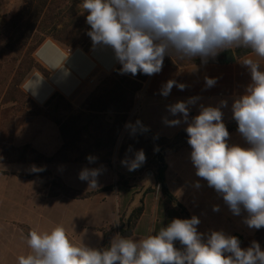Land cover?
I'll list each match as a JSON object with an SVG mask.
<instances>
[{"label": "clouds", "instance_id": "clouds-1", "mask_svg": "<svg viewBox=\"0 0 264 264\" xmlns=\"http://www.w3.org/2000/svg\"><path fill=\"white\" fill-rule=\"evenodd\" d=\"M82 8L88 13L87 35L93 46L110 47L122 66L121 74H158L165 56L173 54L206 62L223 50L245 48L264 58V0H82ZM239 62L247 67L251 83L234 100L232 113L238 133L249 146L229 144L220 107L202 106L185 131L196 175L222 196L234 215L246 211L247 226L259 230L264 228V70L251 58ZM34 77L23 82L25 92L35 94L43 78ZM216 82V78H205L208 88ZM174 86L181 91L186 88L170 79L160 94L167 97ZM196 99L177 101L167 106L168 111L173 116L181 114L187 122L189 104ZM165 123L177 126L181 119H165ZM145 162L143 149L125 161L129 171ZM98 175V169H84L79 178L96 188ZM213 210L218 211V206ZM199 223L197 216L174 218L156 234L139 240L117 233L102 249L73 244L63 226L49 232L30 230V252L19 256L18 264H264L258 242L243 249L237 237L222 231H212L205 240L198 232ZM176 241L182 249L175 246Z\"/></svg>", "mask_w": 264, "mask_h": 264}, {"label": "rangeland", "instance_id": "rangeland-1", "mask_svg": "<svg viewBox=\"0 0 264 264\" xmlns=\"http://www.w3.org/2000/svg\"><path fill=\"white\" fill-rule=\"evenodd\" d=\"M76 1V5L70 1L55 5L47 14L44 24L39 23L28 30L24 46L10 49L9 39L3 33L4 27L22 9L23 1L0 0V12L5 16L3 24H0V241H27L29 231L35 230L30 225L31 222L24 218L32 202L42 201L43 207H46L51 205L48 200H85L102 193L117 191L120 196L116 222L92 229V232L100 234L101 241H111L117 233L124 236L128 231L132 232V236L145 208L144 198L148 194L156 193L159 187L157 183L155 187L153 185L156 181V166L164 165L165 156L170 150L153 143L143 146L134 142L138 132L133 131V128L142 124L136 118V111L140 108L146 82L142 83L141 89L133 95L131 92L128 94L127 100L132 101V108L126 114L115 112L121 110L117 102L120 100V92L115 90V83L120 76H126L130 80L134 78L121 74L120 67L115 72L102 75L90 86L91 90L84 95L83 100L74 104L57 98L50 104L39 106L29 101L22 90L24 80L34 72L37 46L46 41L58 43V35L69 30L78 18L87 16L88 13L82 8V0ZM86 25L88 33L90 25L85 21L84 26ZM78 39L86 41L87 45L93 44L87 34L86 37ZM231 50L235 53L236 48ZM224 53L216 55V59ZM184 60L190 59H180L173 54L165 56L163 63L179 68L166 62L178 63ZM123 115L126 116L125 123L111 149L107 138L100 137V133L107 131L114 124V120ZM142 139L147 140L149 137L145 135ZM117 145L121 146L118 150V162L114 163ZM187 145L185 142L175 149ZM140 149H143L146 155V162L138 169L129 171L125 161L134 159L135 153ZM89 156L95 159L90 162L87 159ZM108 157L110 160L106 162ZM52 158L51 162H46ZM172 162L175 166L178 165L176 160ZM34 167L41 170L34 171ZM84 169H98L96 180L104 185L89 189V184H86L88 181L79 178ZM105 173L109 179L98 178ZM110 179L113 181L109 183ZM83 185L88 189L81 188ZM61 187L82 193L96 192L107 187L112 189L84 199L70 198L62 194L52 197V190L58 192ZM168 204L177 206L176 203ZM169 212L168 210L167 216H171ZM28 218L35 222V217ZM146 231L145 223L144 233ZM143 238H146L145 235L134 239ZM81 244L90 245L91 241H84L79 246ZM179 247L183 248L180 243Z\"/></svg>", "mask_w": 264, "mask_h": 264}, {"label": "crops", "instance_id": "crops-1", "mask_svg": "<svg viewBox=\"0 0 264 264\" xmlns=\"http://www.w3.org/2000/svg\"><path fill=\"white\" fill-rule=\"evenodd\" d=\"M4 19L5 16L0 12L1 25ZM229 50L231 49L223 50L218 55ZM35 57L42 71H34L24 82L32 77L35 79L34 76L43 79L35 89V94L32 90L28 92H25L23 88L22 90L29 101L39 106L45 105L54 95H59L73 104L81 101L84 95L90 92V86L95 84L102 75L115 72L121 66L115 59L113 50L101 45L92 46L89 49L67 48L57 42L46 41L38 47ZM244 58L253 59L261 66V70H264V58L258 57L255 53L241 59L236 58L232 63L220 61L221 63L213 62L179 68L169 67L163 63L161 72L149 76L145 83L146 89L142 93L141 105L136 111L137 120L157 135L166 138H173L177 133L185 131L187 123L199 114L202 106L220 107L226 126L236 122L232 113L233 102L245 94L246 87L251 83L247 67L239 62ZM206 77L216 78V84L210 88L206 87ZM170 79L185 84L186 88L181 91L174 86L167 97L162 96L160 90ZM91 81L94 82L91 83ZM190 97L197 99L194 104H189L187 122L183 121L181 114L173 116L168 111V105L177 101H187ZM222 102H226V106ZM165 119L169 121L181 119V123L177 126H169L165 123ZM228 142L230 145L249 146L237 130L230 133ZM120 146L116 147L114 163L118 162ZM190 152L191 148L184 146L178 150H170L165 156L167 187L185 212L175 205H169L158 187L156 193L148 194L144 198V211L134 228L133 235L128 238L154 235L161 227H167L174 218L190 219L192 216H197L200 220L197 229L203 234L205 240L212 231H222L226 235L240 239V246L243 249L250 247L252 242L256 241L264 251V234L261 239H258V233L263 228L259 230L249 228L245 223L248 214L243 209L240 215H234L230 211L222 196L196 175ZM175 160L178 163L177 166L172 162ZM98 178L109 179L106 173ZM111 181L113 180L110 179L109 183ZM97 184L98 187L104 185L98 179ZM153 185L156 186V181ZM81 188L88 189L84 185ZM119 196L117 191L102 193L85 200L66 201L60 198L48 200L51 205L46 207H43L42 201H35L29 204L30 210L27 211L28 214L25 213L24 218H27L31 222L30 225L39 232H49L58 225L63 226L73 244L79 246L84 241H91V244L86 246L101 249L102 237L100 234L93 233L92 229L113 225L116 222ZM214 206H218L219 210L214 211ZM57 208H59L58 211ZM168 210L171 216H167ZM54 212L57 214L53 215ZM28 217H35V222ZM145 223L146 233H144ZM175 246L180 249L179 241L175 242ZM14 247L19 248L14 249ZM29 252L27 241L22 243L21 241H0V264H18L17 258Z\"/></svg>", "mask_w": 264, "mask_h": 264}, {"label": "trees", "instance_id": "trees-1", "mask_svg": "<svg viewBox=\"0 0 264 264\" xmlns=\"http://www.w3.org/2000/svg\"><path fill=\"white\" fill-rule=\"evenodd\" d=\"M23 1V7L22 9L15 14L10 22L6 24L4 27V35L8 37L9 39V45L8 48L10 49H18L21 46H24V41L27 38L28 30L30 28L38 25L39 23L44 24L47 21V14H49V11L52 10L55 5L65 4L66 2L70 1V3H73L74 5L77 4L76 0H22ZM82 3V2H81ZM86 21V17L78 18L75 22V24L70 29L65 30L63 34L58 35L56 40L59 44L67 47V48H76V46L80 45L83 49H89L93 46V44L87 45L86 41H79L78 38L86 37L87 34V25L84 26V22ZM78 40V41H77ZM42 43H40L37 47H39ZM38 49V48H37ZM251 50L245 49V48H236L235 50V56L238 59L243 58L244 56H247L248 54H251ZM217 56L209 57L207 58L206 62L202 61L200 57H196L190 60H184V62H178V63H172L166 62L167 64L171 66H177V67H185V66H191V65H199V64H209V63H221L219 60L216 59ZM122 66H120L121 68ZM39 70L42 71L40 65L38 62L35 61L34 71ZM129 76H132L130 73L127 74ZM134 79L130 80L128 77L120 76L118 80L115 83V90L120 92L118 100V104H120L121 110H116V113H123L126 114L130 109L132 108V101L128 102L127 96L128 94L133 95L135 92L141 89L142 83L146 82L148 76L144 75L142 73H138L136 76H132ZM57 98L63 97L59 95H54L49 102L46 103L50 104L52 101H54ZM108 112V111H107ZM126 116L123 115L122 117H117L116 120H114V124L111 125V127L107 131H103L100 133V137H104V139L107 138L108 143L111 146V149L113 148L116 139L119 137V134L121 132V129L125 123ZM111 124V123H108ZM227 129L229 133L234 132L237 130L238 125L236 122H232L228 124ZM147 130H144V129ZM135 130L138 132V136L135 138L134 142H137L140 145H148L153 143L155 146L160 145L161 148L166 149H175L177 146L184 144L188 140V136L186 131H181L177 133L173 138H166L157 135L153 131H151L146 125L139 124L135 127ZM148 136L149 139L144 140L142 139L144 136ZM99 142V141H98ZM186 147L191 148L190 145H187ZM110 154V152H109ZM109 156V155H108ZM110 157V156H109ZM106 158V162H109L110 158ZM52 159H47L46 162H51ZM162 160H164L162 158ZM157 170L155 172V180L157 185L160 187L165 199L169 203H176L177 206L184 210L185 209L177 203L176 198L171 194L169 191L167 184H166V164L164 162L163 166H156ZM59 186V185H58ZM60 187V186H59ZM112 187H107L104 189H100L96 192H88V193H82L76 190H72L68 187H61V190L58 192H55V190H52L51 196H58V195H65L70 198L75 199H84L88 198L95 193H100L103 191L111 190ZM189 218V217H188ZM131 231H128L124 234L123 237H129L131 236ZM264 234V228L258 233V239H261L262 235ZM110 241H103L101 245V249L104 247H107L109 245Z\"/></svg>", "mask_w": 264, "mask_h": 264}, {"label": "water", "instance_id": "water-1", "mask_svg": "<svg viewBox=\"0 0 264 264\" xmlns=\"http://www.w3.org/2000/svg\"><path fill=\"white\" fill-rule=\"evenodd\" d=\"M218 60L225 63H232L236 60V56L234 51L229 50L225 52L222 57H219Z\"/></svg>", "mask_w": 264, "mask_h": 264}, {"label": "built area", "instance_id": "built-area-1", "mask_svg": "<svg viewBox=\"0 0 264 264\" xmlns=\"http://www.w3.org/2000/svg\"><path fill=\"white\" fill-rule=\"evenodd\" d=\"M94 81H91V83H93ZM240 240V239H239ZM240 245H241V241H240Z\"/></svg>", "mask_w": 264, "mask_h": 264}]
</instances>
